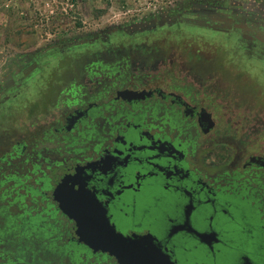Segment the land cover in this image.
Segmentation results:
<instances>
[{
	"label": "flooded vegetation",
	"instance_id": "obj_1",
	"mask_svg": "<svg viewBox=\"0 0 264 264\" xmlns=\"http://www.w3.org/2000/svg\"><path fill=\"white\" fill-rule=\"evenodd\" d=\"M180 23L235 31L237 39L206 55L201 43L219 41L185 33ZM183 41L192 43L185 52ZM72 47V79L52 117L22 122L7 134L23 137L15 142L3 141L0 128V147L8 148L2 165L30 161L29 175L38 172L28 183L0 179L13 181L11 194L0 193V264H117L77 240L52 195L57 174L73 168L117 231L150 237L173 264H264V98L238 94L220 72L253 82L257 74L236 62L239 52L264 62V0H188L26 52L1 78L0 122L11 111L27 119L43 111L40 69L58 66L46 54ZM29 79L40 80L36 93L6 104ZM125 89L143 93L126 98ZM47 123L55 147L27 145L24 137ZM44 153L61 157L39 167ZM40 248L52 254L49 262Z\"/></svg>",
	"mask_w": 264,
	"mask_h": 264
},
{
	"label": "rangeland",
	"instance_id": "obj_2",
	"mask_svg": "<svg viewBox=\"0 0 264 264\" xmlns=\"http://www.w3.org/2000/svg\"><path fill=\"white\" fill-rule=\"evenodd\" d=\"M186 1L188 0H107L108 5L106 11L102 14H97L96 8H102L105 0H0V84L3 74L9 69L15 58L26 52L33 51L37 48L41 50L53 40L83 37L90 32L110 25L125 24L130 20H135L152 12L160 11L171 4ZM241 1L246 2L247 0ZM77 21L80 23L77 24ZM176 27L185 31V33H199L208 38L217 39L219 43L211 40L201 43V48H203L202 53H206V55H216L217 50L219 54L224 53L226 49L228 50L230 48L229 45L237 39L235 31H232L230 35H224L220 32L183 23H180ZM174 30L172 29V31ZM191 46L192 43L190 41H183L181 42L179 50L183 48L185 52ZM74 49L72 47L62 53L56 49L46 54L50 60L56 61L58 66L51 67L47 62L41 66L40 71L45 74L43 81H46L43 86L44 91L40 95V99H43L40 104L43 111L40 113L30 111L28 119L23 117L21 113H16L15 111H11L9 115L3 116L2 122H0V128L3 130L5 136L12 134L14 129L17 130L22 122L32 121V123H36L49 120L52 114L56 112L55 106L59 102V90L65 87L72 79L71 53ZM240 54L239 52L236 64L238 66L249 67L257 74L256 77L252 78L253 82H248L240 78V76L229 77L228 71L221 70L220 72L222 76H225L230 83H233L237 87L238 94L244 92L248 96L250 94L255 95L256 99L262 101L264 98V62L256 58H248L244 57V55L240 56ZM85 60L83 59V61ZM220 61L217 59L216 64L220 65ZM81 62V60L75 62L74 66H80ZM39 81L29 79L26 91L22 90L19 95H16L15 99L12 98L6 104H15L18 101L22 102L25 96L32 97L36 93ZM259 90L262 91V94L256 95V93H259ZM229 123L227 125L220 124L223 127H228ZM44 132L46 134L42 135ZM37 134L41 135L36 136ZM33 135L30 134L28 138H24L26 144L30 147L33 145L36 150L43 149L44 146L52 149L57 144V135L53 131H50L49 123L46 124L45 128H42L36 133V135ZM5 136L1 137L3 141L13 138V142H15L23 138L16 135ZM47 139H50L51 142H48ZM7 152L8 148L3 144L0 147V156ZM58 156L44 153L40 154L35 161L37 159L40 160L38 166L42 167L51 160H59L61 156ZM43 157L45 158L44 160H42ZM31 165L32 162L30 161L17 166H7L1 163L0 179L12 175L19 178L21 182L28 183V181L33 180L34 176L38 175V172L34 175H29V167ZM26 175H29L30 178H27ZM11 182L13 181L8 179L0 184V193L7 191L10 193L9 187ZM14 187L17 188V185ZM18 190L19 192H23L22 188ZM26 250L27 253L32 252L31 247H26ZM38 252L46 261L49 262L51 260L52 254L45 249L40 248Z\"/></svg>",
	"mask_w": 264,
	"mask_h": 264
},
{
	"label": "water",
	"instance_id": "obj_3",
	"mask_svg": "<svg viewBox=\"0 0 264 264\" xmlns=\"http://www.w3.org/2000/svg\"><path fill=\"white\" fill-rule=\"evenodd\" d=\"M79 42L80 40L75 43ZM142 93L143 91L125 89L120 91L119 95L137 98ZM54 183L52 195L62 213L73 220L78 241H82L94 251L113 256L117 264H145L146 261L148 264H173L150 237L125 235L117 231L110 223L104 207L94 197L85 193L84 181L79 178L76 169L59 172ZM69 189L78 194H70Z\"/></svg>",
	"mask_w": 264,
	"mask_h": 264
},
{
	"label": "trees",
	"instance_id": "obj_4",
	"mask_svg": "<svg viewBox=\"0 0 264 264\" xmlns=\"http://www.w3.org/2000/svg\"><path fill=\"white\" fill-rule=\"evenodd\" d=\"M81 1H82V0H81ZM107 5H108L107 0H105V4L103 5L102 8H96V10H97V14H98V13H99V14H102L103 12H105V11H106V8H107ZM76 23L79 24L80 22L77 21Z\"/></svg>",
	"mask_w": 264,
	"mask_h": 264
},
{
	"label": "snow or ice",
	"instance_id": "obj_5",
	"mask_svg": "<svg viewBox=\"0 0 264 264\" xmlns=\"http://www.w3.org/2000/svg\"><path fill=\"white\" fill-rule=\"evenodd\" d=\"M69 193L73 194V195L78 194V193H73L71 189H69ZM145 251L147 252V250H145ZM145 264H148V262L146 261Z\"/></svg>",
	"mask_w": 264,
	"mask_h": 264
}]
</instances>
